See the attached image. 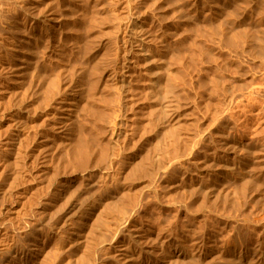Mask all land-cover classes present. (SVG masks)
Wrapping results in <instances>:
<instances>
[{"label": "rangeland", "instance_id": "obj_1", "mask_svg": "<svg viewBox=\"0 0 264 264\" xmlns=\"http://www.w3.org/2000/svg\"><path fill=\"white\" fill-rule=\"evenodd\" d=\"M34 4L44 12L31 25ZM0 5V262L15 249L37 248L27 264H264V0ZM46 13L60 21H42ZM141 36L150 54L133 70V43ZM76 76L84 77L82 101L93 113L79 114L80 152L73 146L66 148L73 157L51 156L40 116L51 112L45 106L63 79ZM48 84L61 88L46 92ZM14 114L19 138L8 146ZM167 116L170 125L163 124ZM115 118H122L124 137L111 149L104 138ZM230 159L232 176L221 178ZM83 229L88 241L72 246L73 233Z\"/></svg>", "mask_w": 264, "mask_h": 264}, {"label": "bare ground", "instance_id": "obj_2", "mask_svg": "<svg viewBox=\"0 0 264 264\" xmlns=\"http://www.w3.org/2000/svg\"><path fill=\"white\" fill-rule=\"evenodd\" d=\"M37 2V1H36ZM18 3V2H17ZM40 3V2H39ZM30 4H32L31 2H30ZM41 4V3H40ZM24 5V4H23ZM23 5L21 6V7H23ZM42 5V4H41ZM1 6V5H0ZM40 6V5H39ZM25 8H27V7H24V9ZM31 9L30 10H32V7H30ZM41 8H43L42 6H41ZM219 8V7H218ZM22 9V8H21ZM33 12H31L30 14H28V16H30L31 18H32V20H30V22H31V25H36L35 23H37L36 21H39L40 19V16H42L43 15V12L41 11V9L38 7V5H35L34 4V6H33ZM5 10V9H4ZM27 10V12L26 13H28L30 10H29V7H28V9H26ZM26 10H21V11H26ZM47 12V11H46ZM49 12V11H48ZM52 12V11H51ZM7 13V12H6ZM50 13V12H49ZM25 14V13H24ZM47 14V13H46ZM46 14H44V15H46ZM51 14V13H50ZM53 14V13H52ZM51 14V15H52ZM107 14V13H106ZM108 14H110V12L108 13ZM26 15V14H25ZM24 15V16H25ZM34 15V16H33ZM48 15V14H47ZM111 16V15H110ZM109 16V17H110ZM26 17V16H25ZM25 17H23V19H25ZM108 17V16H107ZM108 17V18H109ZM36 20L35 22L33 21V20ZM57 18H55L54 16H50V15H48V16H46L45 17V20H42V21H49L50 22V25H54L57 21H60L59 19H57ZM98 20V19H97ZM97 20H96V22H97ZM34 23H33V22ZM99 21H101V20H99ZM99 21H98V23H99ZM93 22V21H92ZM96 22H94V26H97V25H95L96 24ZM29 24V23H28ZM28 24H27V26H28ZM60 24H62V22L60 23ZM59 24V25H60ZM104 24V23H103ZM40 25V24H39ZM42 25V24H41ZM45 25V24H44ZM27 26H26V24H25V28L27 29ZM93 26V27H94ZM34 27V26H33ZM37 27H38V25H37ZM54 27V26H53ZM35 28V27H34ZM95 28V27H94ZM20 29V28H19ZM38 29V28H37ZM35 30V29H34ZM39 30H40V33L43 35V39H48V35H49V29L47 28V27H40L39 28ZM51 30H52V28H51ZM20 32H22L21 30H19ZM27 32V31H26ZM33 32V31H32ZM52 32V31H51ZM24 33H25V31H24ZM24 33H22V36L24 35ZM31 33V32H30ZM33 34V33H32ZM20 35V34H19ZM28 35V34H27ZM41 35V36H42ZM26 36V35H25ZM145 37V36H144ZM144 37H137L136 38V41L133 43L134 44V47H136V48H134L135 50V53L133 54V58H131L130 59V66L128 67V68H131V69H135V68H137V66H138V68H139V66H140V64L138 65V61L139 60H144V59H146L147 60V57H149V54L148 53H146L143 49H142V46H143V44H145L147 41H145V38ZM22 38V37H21ZM50 38H52V36L50 37ZM27 39V38H26ZM29 39V38H28ZM33 39V38H32ZM20 40V39H19ZM22 40H23V38H22ZM22 40H20V41H22ZM25 41V40H24ZM125 42V41H124ZM16 43V42H15ZM19 43V42H18ZM24 43H26V42H24ZM48 43V42H47ZM261 43V42H260ZM27 44V46L29 45H31V43L30 42H27L26 43ZM49 44V43H48ZM64 45V44H63ZM8 46V45H7ZM27 46H25V47H27ZM259 46V45H258ZM261 46V45H260ZM259 46V47H260ZM18 47V46H17ZM24 47V48H25ZM67 48V47H66ZM12 49V48H11ZM34 49V48H33ZM62 49V48H61ZM64 49V48H63ZM31 50V49H30ZM33 51V50H32ZM31 51V52H32ZM63 51V50H62ZM88 51V50H87ZM15 52V51H14ZM27 52V51H26ZM30 52V53H31ZM66 52H68V51H66ZM69 53V52H68ZM67 53V54H68ZM16 54V53H15ZM19 54H20V52H19ZM27 54H28V52H27ZM16 56V55H15ZM18 56V55H17ZM27 57V56H26ZM18 58V57H17ZM16 59V58H15ZM67 59V58H66ZM28 60V59H27ZM63 62V61H62ZM61 62V63H62ZM68 62V61H67ZM16 64V63H15ZM68 64V63H67ZM25 65V64H24ZM73 65V64H72ZM13 66V65H12ZM17 67H19V66H17ZM74 67V66H73ZM21 68H22V70L24 69L22 66H21ZM64 68V67H63ZM73 69V68H72ZM19 70V69H18ZM84 71H85V69H83ZM82 70V71H83ZM20 71H21V69H20ZM43 71V70H42ZM67 71V70H66ZM75 71V70H74ZM73 71V72H74ZM82 71H80V72H78V75H80L79 73H81ZM23 72V71H22ZM58 73H57V75L59 74V72H62V71H57ZM64 73H66L65 71H63ZM12 73V72H11ZM18 73V72H17ZM44 73H46V72H44ZM71 73V72H70ZM84 73V72H83ZM82 73V75L83 76H85L84 74ZM22 74H24L23 75V77H25V75H27V73H22ZM63 74V73H62ZM67 74H69V73H67ZM66 74V75H67ZM18 75H19V73H18ZM59 75H61V73L59 74ZM75 75H77V74H75ZM74 75V76H75ZM17 76V75H16ZM20 77H21V74L19 75ZM48 77H50L49 75H47ZM30 77V76H29ZM46 77V76H45ZM52 77V76H51ZM65 77V76H64ZM69 77V76H68ZM77 77V79H76V81L74 80V81H71V83H64V80L65 79H63V82L61 83V85L62 84H64V86H61V87H63V88H61V90H59V91H57V93L56 94H53L52 96H51V99H50V104H48V103H44L45 105L46 104H48L47 106H45V108L47 109V107L50 109V113H47V114H44V116L43 115H41L40 116V118H41V122H40V125L44 128V129H46L49 133H48V135H46L44 138V141L43 142H45V143H43V145L45 146V148L47 149L46 150V152L47 151H51V150H53L54 149V151L52 152V153H50V154H52L51 156H53L57 151H59V153L61 154V155H65V153L67 152V147H71V148H73V146H74V152H80V150H79V147H80V140L78 139V137H79V131L80 130H78V119H79V117H80V115L79 114H83L84 115V117H86L89 113H91L89 110H87V107L83 104V101H82V95H84L85 96V93H84V87H83V84H85L84 83V77L82 78V76H79V78H78V76H76ZM28 78V77H27ZM60 79H62L61 77H59ZM21 79H22V77H21ZM32 79V78H31ZM49 79V78H48ZM56 79V77L54 78V80ZM58 79V78H57ZM56 79V80H57ZM59 79V80H60ZM86 79V78H85ZM40 79H37V82L39 81ZM54 80H50L51 81V83H55V81ZM68 80V79H67ZM66 80V81H67ZM31 81V80H30ZM36 81V80H35ZM43 81H44V79H43ZM47 81H49V80H45V82H47ZM50 81L48 82V83H50ZM52 81H54V82H52ZM62 81V80H61ZM129 82V81H128ZM31 83V82H30ZM42 83V82H41ZM58 83H60V81L58 82ZM57 82H56V84H58ZM130 83V82H129ZM35 84H36V82H35ZM37 84H40V83H37ZM47 84V83H46ZM56 84H50L51 86H53V85H55V86H53L54 88H58V86L59 85H57L56 86ZM75 84H77V87L79 88V90H77V91H73L74 89L73 88H77V87H75ZM30 84H28V86H29ZM32 85V84H31ZM31 85L28 87V88H30L31 87ZM50 85L48 84V86L49 87H47V85L45 86V87H47L46 88V92H48V91H52V90H50ZM22 86V85H21ZM39 86V85H38ZM38 86H37V88H38ZM43 86V87H44ZM36 87V86H35ZM40 87H42L41 85H40ZM53 87H51V88H53ZM160 87V86H159ZM163 87V86H162ZM26 88V87H25ZM56 88V89H57ZM60 88H58V89H60ZM161 88V87H160ZM164 88V87H163ZM32 89V88H31ZM45 89V88H44ZM1 90V89H0ZM38 90V89H37ZM54 90V89H53ZM2 91V90H1ZM126 91V90H125ZM124 91V92H125ZM128 91V90H127ZM11 92V91H10ZM43 92V91H42ZM54 92H55V90H54ZM44 93V92H43ZM43 93H41V94H43ZM48 94V93H47ZM51 94V93H50ZM86 94H87V92H86ZM128 94V93H127ZM88 95V97H89V94H87ZM87 95H86V97H87ZM94 95V94H93ZM129 95V94H128ZM128 95H127V97H128ZM133 95H135V94H133ZM136 96V95H135ZM15 97V96H14ZM43 97H44V95H43ZM42 97V98H43ZM45 97H47V96H45ZM44 97V98H45ZM133 97V99H135L134 98V96H132ZM132 97H131V99H132ZM20 99V98H19ZM81 99V100H80ZM94 99H95V97H94ZM93 99V100H94ZM3 100V99H2ZM43 101L44 102H46V100L45 99H43ZM136 101H138V98H137V100ZM2 102V101H1ZM139 102V101H138ZM137 102V103H138ZM9 103V102H8ZM20 103H21V101H20ZM94 103H96L97 104V100H96V102H94ZM129 103V102H128ZM135 103V102H134ZM136 103V104H137ZM170 103V102H169ZM19 104V103H18ZM22 104V103H21ZM39 104V103H38ZM99 104V103H98ZM17 105V104H16ZM23 105V104H22ZM25 105V104H24ZM93 105V104H92ZM121 105V104H120ZM18 106H21V105H18ZM18 106H15V107H18ZM40 106H42V105H40ZM44 106H43V110L45 109L44 108ZM90 106V105H89ZM96 106V105H95ZM117 106V105H116ZM14 107V106H13ZM25 107V106H24ZM96 107H98V109H99V105H97ZM107 107V106H106ZM109 108L111 107V105L110 106H108ZM108 108V109H109ZM116 108V107H115ZM137 108V107H136ZM4 109V108H3ZM2 109V110H3ZM25 109H26V107H25ZM25 109H23L22 107H19V113H22L23 112V110H25ZM28 109H29V107H28ZM28 109H26V111L25 112H28L27 110ZM31 109V108H30ZM38 109H40L39 111L41 112V109L42 108H39L38 107ZM106 109V108H105ZM94 110V109H93ZM100 110V109H99ZM109 110H111L110 111V113H114V112H112V109H109ZM108 110V111H109ZM120 110V109H119ZM134 110H136V109H134ZM3 111H5V110H3ZM36 111H37V109H36ZM48 111V110H47ZM30 112V111H29ZM39 112V113H40ZM102 112V116H103V114L104 113H106V114H108V112L106 111V112H104V111H101ZM104 112V113H103ZM118 112V111H117ZM124 112V111H123ZM168 112V111H167ZM3 112H1V114H2ZM34 113H35V111H34ZM42 113H45V112H42ZM93 113V112H92ZM91 113V114H92ZM98 113V112H97ZM108 114L107 115V117H109L110 115H111V117L112 116H114V115H112V114ZM119 113H121V112H119ZM27 114H29V113H27ZM27 114H26V116H27ZM32 114V113H31ZM117 114V113H116ZM116 114H115V116H116ZM125 114V113H124ZM36 115V114H35ZM34 115V116H35ZM79 115V116H78ZM96 115V114H95ZM98 115H99V113H98ZM4 116V115H3ZM3 116H2V118L0 117V120H2L3 119ZM6 116H7V114H6ZM94 116V115H93ZM24 117V116H23ZM104 117V116H103ZM105 117H106V115H105ZM110 117V118H111ZM11 118H12V120H11ZM11 118H10V120L12 121V125H13V127H12V131H13V134H11L12 133V131H11V133H9V134H11V137L9 138H7V137H5V138H7V139H9V141H7L8 143V146H10V145H13L14 144V141H15V139L17 138V142H18V134L17 133H19L20 132V128H19V123H20V117L18 116V114H14L13 116H11ZM109 118V119H110ZM125 118H128V117H125ZM21 119H23V118H21ZM26 119V118H25ZM82 119V118H81ZM86 119V118H85ZM100 119H102V117L100 118ZM116 119V118H115ZM119 119V118H118ZM121 119V120H120ZM119 120L122 122V118H120ZM130 119V118H129ZM133 119V118H132ZM131 119V120H132ZM164 119H166L164 122H163V124L165 123L166 125H170L171 123H172V121H173V118L171 117V116H167V118H164ZM7 120V119H6ZM39 120V119H38ZM104 120V119H103ZM112 120V119H111ZM117 120V119H116ZM119 120H117V123L118 124H116L115 122V124H113V125H111V126H109V129L107 130V133H106V135H105V143L104 144H108L109 146H110V148H111V146H113L117 141H119V139L120 138H122V137H124V135H120V133H121V131H120V133H119V129H118V125H120L119 124ZM135 120V119H134ZM10 121V122H11ZM22 121V120H21ZM129 121V120H128ZM84 122V121H83ZM107 122V121H106ZM111 122V121H110ZM124 122V121H123ZM132 122V121H131ZM174 122V121H173ZM101 123V122H100ZM22 124V126H23V123H21ZM132 124H133V122H132ZM2 125V124H1ZM10 125V124H9ZM11 125V126H12ZM39 125V124H38ZM39 125V126H40ZM80 125H81V122H80ZM101 125V124H100ZM121 125H122V123H121ZM128 125V124H127ZM21 126V127H22ZM33 126V125H32ZM40 126V127H41ZM82 126V125H81ZM85 126V125H84ZM131 126V125H130ZM129 126V127H130ZM134 126V125H133ZM138 126V125H137ZM140 126V125H139ZM10 127V126H9ZM120 127V126H119ZM23 128V127H22ZM80 128V127H79ZM139 128H141V127H139ZM9 129H11V127L9 128ZM105 129H107V128H105ZM29 130H32V129H29ZM140 131L142 130V129H139ZM138 130V131H139ZM22 131V130H21ZM143 131H145V130H143ZM142 131V132H143ZM167 131V130H166ZM9 132V131H8ZM7 132V133H8ZM105 132V131H104ZM41 133V132H40ZM0 134H2V133H0ZM5 134V133H4ZM21 134V133H20ZM44 134V133H43ZM140 134V133H139ZM24 135V134H23ZM101 135H103L102 133H101ZM135 135V134H134ZM142 135V134H141ZM144 135H145V133H144ZM1 136H3V135H1ZM0 136V137H1ZM8 136V135H7ZM10 136V135H9ZM30 136V135H29ZM38 136V135H37ZM99 136V135H98ZM138 136V135H137ZM136 136V137H137ZM140 136V135H139ZM131 137H133V134H132V136ZM21 138V137H20ZM1 139H3L2 137H1ZM36 139H37V137H36ZM36 139H34V140H36ZM127 138H125L124 140H126ZM129 139H130V137H129ZM133 139V138H132ZM22 140V139H21ZM136 140V139H135ZM142 140V139H141ZM96 141H97V139H96ZM121 141V140H120ZM129 141H131V139L129 140ZM128 141V142H129ZM137 141V140H136ZM100 142V141H99ZM126 142V141H125ZM127 142V143H128ZM93 143V142H92ZM118 143V142H117ZM120 143V142H119ZM130 143V142H129ZM139 143H141V142H139ZM79 146H78V145ZM106 144V145H107ZM131 144V143H130ZM129 144V145H130ZM17 145V144H16ZM54 145H56L55 147H54ZM76 145H77V148H76ZM98 145V144H97ZM119 145V144H118ZM125 145H128V144H125ZM139 145H141V144H139ZM121 146V145H120ZM124 146V145H123ZM131 146V145H130ZM129 146V147H130ZM134 146H136V145H132L131 147H132V149L130 150H128V151H132V150H134L133 149V147ZM233 146V145H232ZM98 147V146H97ZM129 147H127V148H129ZM235 147V146H234ZM233 147V148H234ZM2 148H4V147H2ZM6 148V147H5ZM4 148V150L3 151H8L7 149L9 148H7V149H5ZM44 148V147H43ZM86 148V147H85ZM107 148H109L108 146H107ZM106 148V149H107ZM109 148V149H110ZM113 148V147H112ZM111 148V149H112ZM124 148V147H123ZM126 148V149H127ZM139 148V147H138ZM137 148V149H138ZM1 149V148H0ZM42 149V148H41ZM90 149V148H89ZM103 149H104V147H103ZM103 149H102V152H105V151H103ZM66 150V151H65ZM72 150V151H73ZM86 150H87V148H86ZM114 150V149H113ZM112 150V151H113ZM159 150V149H158ZM5 151V153L6 154H8L7 152ZM10 151V150H9ZM92 151V150H91ZM90 151V152H91ZM115 151V150H114ZM123 151V150H122ZM124 151H126V150H124ZM137 151V150H136ZM135 151V154H133V157L134 156H136V153L138 152H136ZM65 152V153H64ZM71 151H69V153H70ZM93 152H95V151H93ZM107 152V151H106ZM106 152H105V154L104 155H107L108 154V152H107V154H106ZM140 152V151H139ZM162 152V151H161ZM10 153H11V151H10ZM49 153H48V155H49ZM63 153V154H62ZM125 153V152H124ZM133 153V152H132ZM131 153V154H132ZM158 153H160V152H158ZM157 153V154H158ZM72 154V153H71ZM71 154H69V155H71ZM126 154V153H125ZM47 155V156H48ZM59 155V154H58ZM60 155V156H61ZM68 154L66 153V155L64 156V157H66ZM68 155V156H69ZM75 155V154H74ZM76 155H78V154H76ZM162 155H163V153H162ZM10 156V155H9ZM59 156V157H60ZM98 156V155H97ZM110 155H107L106 157L109 159L110 157L111 158H113L112 156L113 155H111L110 157H109ZM115 156H117L116 154H114V157ZM129 156V155H128ZM128 156H127V158H128ZM158 156H160V155H158ZM70 157V156H69ZM71 157H73L72 155H71ZM100 157V156H99ZM119 157V156H118ZM118 157H117V159H118ZM126 157V156H125ZM124 157V158H125ZM131 157V156H130ZM129 157V158H130ZM156 157V156H155ZM63 159V156L62 157H60V159ZM89 158V157H88ZM101 158V157H100ZM123 158V159H124ZM158 158V157H157ZM54 159V158H53ZM126 159V158H125ZM125 159H124V161H125ZM134 159V158H133ZM87 160V159H86ZM104 160H106L105 158H103V159H100V161H104ZM112 160H114L115 161V158H113ZM130 160V159H129ZM231 161H227V160H225V162L221 165V163H220V165H221V167H220V177L221 178H226V177H228V176H230L229 175V173H230V171L231 170H233L235 167H236V164H235V162H233L232 161V159H230ZM60 161V160H59ZM58 161V162H59ZM98 161H99V159H98ZM99 161V162H100ZM110 161H111V159H110ZM119 161V160H118ZM123 161V160H122ZM123 161V162H124ZM131 161V160H130ZM136 161V160H135ZM227 161V162H226ZM63 162V161H62ZM68 162V161H67ZM81 162H83V161H81ZM91 162V161H90ZM97 162V161H96ZM104 162H106V161H104ZM115 162H117V161H115ZM125 162H127V161H125ZM124 162V163H125ZM133 162V161H132ZM11 163V162H10ZM85 163H88L87 161L85 162ZM120 163H121V165L123 164L121 161H120ZM104 164V163H103ZM111 164V163H110ZM118 165H119V162L117 163ZM128 164V163H127ZM134 164H136V162L134 163ZM81 165H82V163H81ZM87 165H89V164H87ZM109 165V164H108ZM116 165V164H115ZM117 165V166H118ZM128 165H130V162H129V164ZM133 165V164H132ZM131 165V166H132ZM114 166V165H113ZM135 166V165H134ZM84 167V166H83ZM89 167V166H88ZM87 167V168H88ZM105 167V166H104ZM122 167V166H121ZM124 167V166H123ZM107 168V167H106ZM86 169V168H85ZM97 169V168H96ZM99 169V168H98ZM110 169V168H109ZM115 170V169H114ZM116 171V170H115ZM136 171V170H135ZM99 173V172H98ZM45 174V173H44ZM231 174V173H230ZM108 176V175H107ZM232 176V175H231ZM230 176V177H231ZM229 177V178H230ZM98 181V180H97ZM92 183V182H91ZM95 184V183H94ZM96 185V184H95ZM211 186V185H210ZM214 187V186H213ZM212 189V188H211ZM216 189V188H215ZM228 190V189H227ZM208 191V190H207ZM211 191V190H210ZM219 192L218 193H220L221 191L220 190H218ZM227 192V191H226ZM205 193V192H204ZM217 193V192H216ZM59 194V193H58ZM208 194H209V192H208ZM207 194V192H206V196L208 195ZM225 194V193H224ZM231 194V193H230ZM264 194V193H263ZM211 195H213V193H211ZM215 196H216V194H214ZM221 195V194H220ZM205 196V195H204ZM217 197V196H216ZM56 199V198H55ZM205 199V198H204ZM54 201V200H53ZM112 201V200H111ZM102 202V201H101ZM110 202V201H109ZM111 204H112V202H111ZM55 205V204H54ZM57 206V205H56ZM60 205H58V207H59ZM55 207V206H54ZM61 207V206H60ZM61 209V208H60ZM75 209V208H74ZM104 208H102V210H103ZM58 210H59V208H58ZM63 210V209H62ZM58 212V211H57ZM94 215V214H93ZM95 217H96V215H95ZM89 218V217H88ZM93 218H94V216H93ZM96 219H98V217L96 218ZM91 220V219H90ZM95 222H97V221H95ZM49 223H50V221H49ZM90 223V222H89ZM93 224V223H92ZM91 224V225H92ZM47 225H48V222H47ZM90 225V226H91ZM40 226V225H39ZM43 227V226H42ZM92 227V226H91ZM39 228V227H38ZM41 228V227H40ZM82 228H85L84 226L82 227ZM93 228V227H92ZM91 228V229H92ZM38 230L39 229H37V227L36 228H34L33 229V231L31 232V235H32V237L34 236V235H37V232H38ZM87 230L88 229H83L82 231H80V232H78L79 234H77V233H73V238H72V246H73V244H75V246L77 247V245L76 244H78L79 242H81L82 243V241H84L86 238L88 239L89 238V231L87 232ZM91 235V234H90ZM30 237V236H29ZM32 237H30V238H28L29 239V241L34 245V247H37L38 246V240L37 239H32ZM35 237V236H34ZM33 237V238H34ZM36 238V237H35ZM37 238H38V236H37ZM91 238V237H90ZM70 239H71V237H70ZM86 239V240H87ZM90 240V239H89ZM95 240V239H94ZM98 240V239H97ZM88 241V240H87ZM70 242V241H69ZM85 242V241H84ZM80 243V244H81ZM89 243V242H88ZM88 243H86V244H88ZM97 243V242H96ZM99 243V242H98ZM32 245V246H33ZM70 245V246H71ZM100 245V244H99ZM71 246V247H72ZM39 247V246H38ZM83 247V246H82ZM78 248H80L79 246H78ZM78 248H77V250H78ZM35 249H37V248H35ZM33 250V248L32 249H29V248H25V249H22V248H20V249H15V250H13L11 253H8L9 254V256H7L6 258H5V260L3 261V262H0V264H27V262L30 260L28 257H30V255H32L33 253H35L34 251H36V250ZM70 249H72V248H70ZM74 249V248H73ZM72 249V250H73ZM123 256V255H122ZM124 259V258H123Z\"/></svg>", "mask_w": 264, "mask_h": 264}]
</instances>
